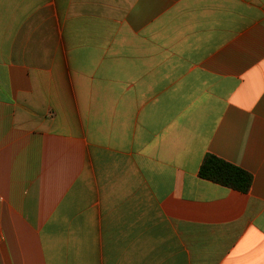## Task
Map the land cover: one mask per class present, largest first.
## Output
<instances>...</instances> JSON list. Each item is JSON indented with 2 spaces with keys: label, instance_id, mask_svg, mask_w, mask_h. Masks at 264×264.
Returning a JSON list of instances; mask_svg holds the SVG:
<instances>
[{
  "label": "crops",
  "instance_id": "crops-1",
  "mask_svg": "<svg viewBox=\"0 0 264 264\" xmlns=\"http://www.w3.org/2000/svg\"><path fill=\"white\" fill-rule=\"evenodd\" d=\"M0 233V264H264V0H0Z\"/></svg>",
  "mask_w": 264,
  "mask_h": 264
},
{
  "label": "trees",
  "instance_id": "trees-1",
  "mask_svg": "<svg viewBox=\"0 0 264 264\" xmlns=\"http://www.w3.org/2000/svg\"><path fill=\"white\" fill-rule=\"evenodd\" d=\"M199 176L242 193H247L252 184V178L247 172L212 155L204 159Z\"/></svg>",
  "mask_w": 264,
  "mask_h": 264
},
{
  "label": "built area",
  "instance_id": "built-area-1",
  "mask_svg": "<svg viewBox=\"0 0 264 264\" xmlns=\"http://www.w3.org/2000/svg\"><path fill=\"white\" fill-rule=\"evenodd\" d=\"M2 239L1 233H0V240Z\"/></svg>",
  "mask_w": 264,
  "mask_h": 264
}]
</instances>
